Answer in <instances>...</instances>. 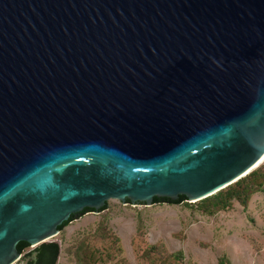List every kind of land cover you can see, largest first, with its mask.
<instances>
[{"label": "water", "instance_id": "95a60500", "mask_svg": "<svg viewBox=\"0 0 264 264\" xmlns=\"http://www.w3.org/2000/svg\"><path fill=\"white\" fill-rule=\"evenodd\" d=\"M263 162L264 0H0V264Z\"/></svg>", "mask_w": 264, "mask_h": 264}, {"label": "rangeland", "instance_id": "374dc122", "mask_svg": "<svg viewBox=\"0 0 264 264\" xmlns=\"http://www.w3.org/2000/svg\"><path fill=\"white\" fill-rule=\"evenodd\" d=\"M187 202L110 199L106 210L86 213L51 240L61 244L57 264H79L76 251L84 239L87 264H264V187L247 207L234 200L214 215ZM35 247L15 264H24Z\"/></svg>", "mask_w": 264, "mask_h": 264}, {"label": "trees", "instance_id": "16d2710c", "mask_svg": "<svg viewBox=\"0 0 264 264\" xmlns=\"http://www.w3.org/2000/svg\"><path fill=\"white\" fill-rule=\"evenodd\" d=\"M264 187V169L260 167L245 177H242L237 182L229 185L225 189L205 198L197 201V205L201 207L204 213L208 215H214L219 211L226 210L233 205L234 200L239 201L244 207H247L251 196L262 191ZM130 202V201H128ZM155 203L168 202L170 204L187 202V197L181 195L177 200H172L167 197H155ZM189 203V202H187ZM107 204L101 209L104 211L107 209ZM94 211L93 208H85L83 212L73 214L71 218L60 226L63 230L75 219L85 215L88 212ZM141 228L144 226L140 224ZM30 243L21 241L18 244V249L21 253H24L29 247ZM88 244L86 239L81 242V246L76 251V258L79 264H87L86 257L88 252ZM61 252V244L58 241L45 242L28 252L24 256V264H57Z\"/></svg>", "mask_w": 264, "mask_h": 264}, {"label": "bare ground", "instance_id": "6f19581e", "mask_svg": "<svg viewBox=\"0 0 264 264\" xmlns=\"http://www.w3.org/2000/svg\"><path fill=\"white\" fill-rule=\"evenodd\" d=\"M263 164V163H262Z\"/></svg>", "mask_w": 264, "mask_h": 264}]
</instances>
